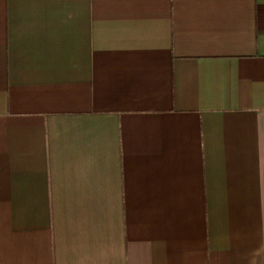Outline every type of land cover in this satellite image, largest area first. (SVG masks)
<instances>
[{"label":"crops","instance_id":"crops-1","mask_svg":"<svg viewBox=\"0 0 264 264\" xmlns=\"http://www.w3.org/2000/svg\"><path fill=\"white\" fill-rule=\"evenodd\" d=\"M0 264H264V0H0Z\"/></svg>","mask_w":264,"mask_h":264}]
</instances>
